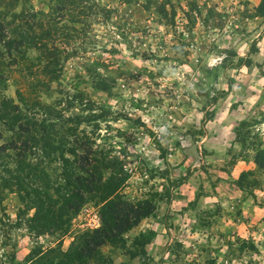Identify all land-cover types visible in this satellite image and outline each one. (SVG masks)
Wrapping results in <instances>:
<instances>
[{"label":"rangeland","instance_id":"obj_1","mask_svg":"<svg viewBox=\"0 0 264 264\" xmlns=\"http://www.w3.org/2000/svg\"><path fill=\"white\" fill-rule=\"evenodd\" d=\"M260 1L0 0V264H264Z\"/></svg>","mask_w":264,"mask_h":264},{"label":"trees","instance_id":"obj_2","mask_svg":"<svg viewBox=\"0 0 264 264\" xmlns=\"http://www.w3.org/2000/svg\"><path fill=\"white\" fill-rule=\"evenodd\" d=\"M249 15L252 18H264V0L255 8V14ZM255 162L256 165L264 167V149L257 153ZM98 180L101 182L102 178ZM107 199L102 206L100 226L83 234L78 243L72 246L69 253L57 264H87L89 260H96L102 246L120 241L123 234L153 212V206L147 201L130 205L122 199ZM66 203L71 204L68 201Z\"/></svg>","mask_w":264,"mask_h":264},{"label":"built area","instance_id":"obj_3","mask_svg":"<svg viewBox=\"0 0 264 264\" xmlns=\"http://www.w3.org/2000/svg\"><path fill=\"white\" fill-rule=\"evenodd\" d=\"M100 226V221L99 219L97 218V216H94L93 218V223L91 224V229H96Z\"/></svg>","mask_w":264,"mask_h":264},{"label":"crops","instance_id":"obj_4","mask_svg":"<svg viewBox=\"0 0 264 264\" xmlns=\"http://www.w3.org/2000/svg\"><path fill=\"white\" fill-rule=\"evenodd\" d=\"M140 225H142V222H141V223H139V226H138V227H140Z\"/></svg>","mask_w":264,"mask_h":264}]
</instances>
